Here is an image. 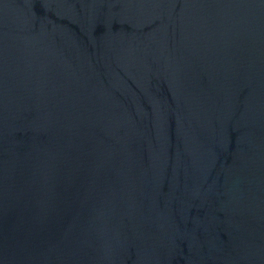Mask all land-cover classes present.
Returning a JSON list of instances; mask_svg holds the SVG:
<instances>
[{
  "label": "water",
  "instance_id": "water-1",
  "mask_svg": "<svg viewBox=\"0 0 264 264\" xmlns=\"http://www.w3.org/2000/svg\"><path fill=\"white\" fill-rule=\"evenodd\" d=\"M0 264H264V0H0Z\"/></svg>",
  "mask_w": 264,
  "mask_h": 264
}]
</instances>
